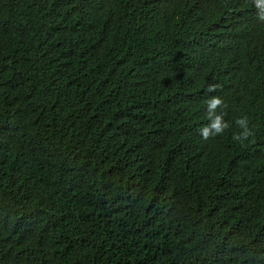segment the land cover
Listing matches in <instances>:
<instances>
[{
	"label": "trees",
	"instance_id": "1",
	"mask_svg": "<svg viewBox=\"0 0 264 264\" xmlns=\"http://www.w3.org/2000/svg\"><path fill=\"white\" fill-rule=\"evenodd\" d=\"M257 13L0 0V264H264ZM214 96L231 126L205 140Z\"/></svg>",
	"mask_w": 264,
	"mask_h": 264
},
{
	"label": "clouds",
	"instance_id": "2",
	"mask_svg": "<svg viewBox=\"0 0 264 264\" xmlns=\"http://www.w3.org/2000/svg\"><path fill=\"white\" fill-rule=\"evenodd\" d=\"M253 3L258 10L259 20L264 22V0H253ZM207 91H216V86L210 85ZM220 108H227V104L219 96L211 97L207 101V117L210 122L200 129V134L205 140L222 135L231 126L230 122L224 118L225 113L217 112V109ZM235 123L241 131L234 134L233 139L241 143L248 141L254 134L253 128L250 126L249 118L242 116Z\"/></svg>",
	"mask_w": 264,
	"mask_h": 264
}]
</instances>
